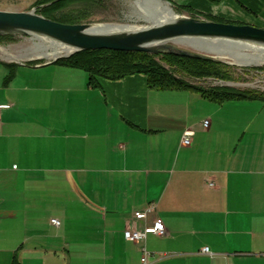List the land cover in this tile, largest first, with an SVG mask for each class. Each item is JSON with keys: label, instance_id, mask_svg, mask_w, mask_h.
<instances>
[{"label": "crops", "instance_id": "crops-1", "mask_svg": "<svg viewBox=\"0 0 264 264\" xmlns=\"http://www.w3.org/2000/svg\"><path fill=\"white\" fill-rule=\"evenodd\" d=\"M240 2L263 27L264 0ZM10 47L0 46V264H142L143 247L150 264H264L263 100L218 104L152 89L143 74L95 87L82 69L30 64L44 58ZM155 221L164 236L125 239Z\"/></svg>", "mask_w": 264, "mask_h": 264}, {"label": "water", "instance_id": "water-1", "mask_svg": "<svg viewBox=\"0 0 264 264\" xmlns=\"http://www.w3.org/2000/svg\"><path fill=\"white\" fill-rule=\"evenodd\" d=\"M139 8L146 12L152 21L151 26L68 25L38 15L34 11L36 8L30 12L0 11V36L33 35L74 51L70 55L54 58L53 63L81 51L111 50L171 54L236 65L235 55L230 50H242V46H247L264 51V29L180 16L174 10L175 17L158 22V16L149 7L143 4Z\"/></svg>", "mask_w": 264, "mask_h": 264}, {"label": "trees", "instance_id": "trees-1", "mask_svg": "<svg viewBox=\"0 0 264 264\" xmlns=\"http://www.w3.org/2000/svg\"><path fill=\"white\" fill-rule=\"evenodd\" d=\"M36 13L62 24H92V18L102 9L105 2L114 0H33ZM175 10L200 18L196 12L186 8H176V0H165ZM217 1V0H214ZM211 21V20H209ZM213 21V20H212ZM214 22L235 24L223 19ZM241 25V24H240ZM16 41L14 35L0 36V44ZM34 61L30 64H43ZM55 63L79 68L90 75L91 85L98 87V79L120 80L127 76L143 74L148 77L149 87L157 90H190L205 99L223 104L228 101L263 100L264 93L253 90H240L230 87L205 88L193 84L194 81L215 79L234 81L235 67L221 61L191 59L171 54L151 55L143 52H117L111 50L81 51ZM252 71L264 72V67Z\"/></svg>", "mask_w": 264, "mask_h": 264}, {"label": "rangeland", "instance_id": "rangeland-1", "mask_svg": "<svg viewBox=\"0 0 264 264\" xmlns=\"http://www.w3.org/2000/svg\"><path fill=\"white\" fill-rule=\"evenodd\" d=\"M240 1L241 0H176L175 7L186 8L196 12L202 19L208 21L223 19L237 23L238 25L254 26L245 22L249 20V16L252 14H250L245 5ZM34 8L33 0H0V11L30 12ZM173 10L177 15L191 17L186 13H178L174 7ZM34 11H36V9ZM91 21L93 25L118 24L135 26L138 28H146L152 25V21L149 20L146 12L142 8H139L133 0H114L105 2L102 9L96 12ZM254 27L264 29V26ZM0 46H13L10 48H13L11 53L15 56L34 58L41 56L44 58L41 60L43 62L54 60L53 57L44 56L43 54H52L54 48L57 49L56 43L50 42L44 38H37L33 35H16L15 42L0 44ZM241 48L242 50H230L235 55L236 60L247 61L248 58L244 57L245 55H243V53L248 55L257 54L255 51L245 46ZM240 52H242L241 56L239 55ZM3 66L4 65L0 62V67ZM232 66L236 68L234 81L226 82L208 79L204 81H194L192 83L205 88L230 87L264 93V72L252 71L254 68H261L264 67V65L239 66L236 64Z\"/></svg>", "mask_w": 264, "mask_h": 264}, {"label": "built area", "instance_id": "built-area-1", "mask_svg": "<svg viewBox=\"0 0 264 264\" xmlns=\"http://www.w3.org/2000/svg\"><path fill=\"white\" fill-rule=\"evenodd\" d=\"M0 115H1V107H0ZM203 126L206 130L209 129L210 122L208 120L203 122ZM192 136H193L192 132H186L182 140V145L186 147L190 146L192 142ZM153 211H155V206L151 205L144 212H136L135 217L137 219H147L148 215ZM51 222L53 225L57 227L61 225V223L56 219L51 220ZM165 234H166V228L164 223L161 221H155L152 224L146 226V228L142 231L130 230V229L126 230L124 232V237L127 241L138 244L146 240L149 235H155L161 237L164 236ZM202 252L203 254L208 255L209 249L206 248ZM142 253H143L141 259L142 264H150V258L152 257V254L146 249V247H143Z\"/></svg>", "mask_w": 264, "mask_h": 264}, {"label": "bare ground", "instance_id": "bare-ground-1", "mask_svg": "<svg viewBox=\"0 0 264 264\" xmlns=\"http://www.w3.org/2000/svg\"><path fill=\"white\" fill-rule=\"evenodd\" d=\"M137 6H142L143 4L146 5V7H149L151 12L158 16V19H156L158 22H162L165 19L175 17L173 9L170 4L162 2L161 0H133ZM148 17V16H147ZM149 18V17H148ZM150 20V19H149ZM53 42V41H52ZM57 44V43H56ZM247 47V46H245ZM57 49L54 48V52L52 54L45 53L44 56L47 55L49 57L57 58L61 56H67L72 54L74 51L70 48L57 44ZM250 50L255 51L256 55H248L243 53L245 55L244 57H247V61H239L236 60V64L239 66H261L264 65V51L258 50L255 48L247 47ZM242 52L239 53L241 56ZM41 56H39L40 58ZM243 57V56H242Z\"/></svg>", "mask_w": 264, "mask_h": 264}]
</instances>
